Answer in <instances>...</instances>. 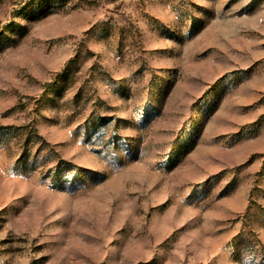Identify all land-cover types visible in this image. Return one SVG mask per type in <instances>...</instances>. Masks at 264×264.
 Returning <instances> with one entry per match:
<instances>
[{"label": "rangeland", "instance_id": "374dc122", "mask_svg": "<svg viewBox=\"0 0 264 264\" xmlns=\"http://www.w3.org/2000/svg\"><path fill=\"white\" fill-rule=\"evenodd\" d=\"M0 264H264V0H0Z\"/></svg>", "mask_w": 264, "mask_h": 264}]
</instances>
